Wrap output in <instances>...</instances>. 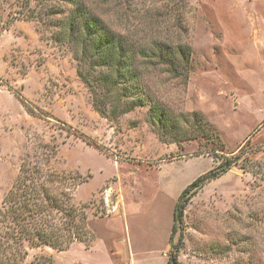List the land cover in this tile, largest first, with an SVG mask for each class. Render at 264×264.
<instances>
[{"label": "rangeland", "instance_id": "374dc122", "mask_svg": "<svg viewBox=\"0 0 264 264\" xmlns=\"http://www.w3.org/2000/svg\"><path fill=\"white\" fill-rule=\"evenodd\" d=\"M79 2L133 49L154 37L189 56L175 74L134 63L145 100L127 109L62 24L75 3L0 0V207L20 167L38 168L88 231L26 262L264 264V0ZM225 166L172 230L183 188Z\"/></svg>", "mask_w": 264, "mask_h": 264}, {"label": "trees", "instance_id": "16d2710c", "mask_svg": "<svg viewBox=\"0 0 264 264\" xmlns=\"http://www.w3.org/2000/svg\"><path fill=\"white\" fill-rule=\"evenodd\" d=\"M69 1L76 6L63 20V26L68 27V32L75 30L79 32V52L90 59L92 66L103 68L99 70V76H94L95 82L119 96L127 109L144 105L145 100L142 94L143 82L137 79L134 63L152 68L159 65L165 68L164 72L170 74L179 73L178 69L185 68L181 63L182 60L188 59L187 47L180 44L172 46L168 40L152 37L140 45L137 44L133 49L124 37L110 32L99 17L84 10L79 0ZM78 55L79 53L75 54V57L80 58ZM78 74L85 82L88 80L87 73ZM102 99L104 103L107 96ZM114 102L115 108L119 103L115 99ZM100 113L106 116L104 110ZM147 117L153 123L162 122L164 119V115L155 104L148 108ZM227 168L225 166L219 171L215 169L214 172L199 175L183 188L174 205L172 230L175 222L180 221L183 208L191 195ZM41 177L38 168L22 165L11 188L2 198L0 264H54L52 256L45 254L35 256L26 262L28 249L41 245L61 249L73 238H78L76 233L79 230L83 233L88 232L85 217L83 216L79 226L75 221L76 207L53 194L44 185ZM78 226L82 228L79 229Z\"/></svg>", "mask_w": 264, "mask_h": 264}, {"label": "water", "instance_id": "95a60500", "mask_svg": "<svg viewBox=\"0 0 264 264\" xmlns=\"http://www.w3.org/2000/svg\"><path fill=\"white\" fill-rule=\"evenodd\" d=\"M170 261H171V263L173 264V258H172V257L170 258Z\"/></svg>", "mask_w": 264, "mask_h": 264}]
</instances>
